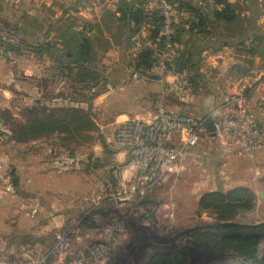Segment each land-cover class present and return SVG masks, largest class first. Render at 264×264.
I'll return each mask as SVG.
<instances>
[{
    "label": "crops",
    "instance_id": "1",
    "mask_svg": "<svg viewBox=\"0 0 264 264\" xmlns=\"http://www.w3.org/2000/svg\"><path fill=\"white\" fill-rule=\"evenodd\" d=\"M102 1L104 0H41V5L36 0L16 1L26 4L32 20L44 27L43 32L32 37L31 46L39 43L52 45L67 33L70 25H74L73 30L83 32L93 40L94 54L103 58L99 64V72L104 75L106 91L91 102V116L97 127L91 134L94 138L92 142L84 146L74 144L63 147L57 134H52L48 139L44 137L28 143H11L12 150L6 158L12 165V190L0 191V238L14 258L21 259L26 252L39 248H51L55 237L69 228L75 219L84 216L86 209L106 212L105 207L112 210L128 204L116 202L113 198L136 182L139 172L131 162L128 150L117 142L116 129L129 120L149 117L163 104H171V97L179 98L186 105L187 112L205 118L223 102L228 96L227 93L235 91L239 85L250 83L252 85L247 104L233 106L232 115L246 114L257 125L264 127V78L261 79L264 74L262 0H226L235 17L232 23H223L216 19L215 12L224 9V5H216V0H178V4H188L200 9L203 17V23L195 27L188 37L182 35L184 41L186 38L192 39L195 43L193 46L199 51L200 61L197 68L202 77L196 82V87H190L184 97L164 95L162 83L154 75L153 69L145 75L136 72L135 58L142 48L137 42L145 37L144 32L132 38L133 48L124 45L126 38L123 34L121 42H110L109 48L97 49L94 40L99 27L104 23L105 15L108 13L111 16L106 23V33L113 32L120 25L117 21L120 6L127 1L131 2L105 0L107 3L104 4ZM136 2L141 7L156 11V1L154 8L148 5L149 0ZM40 7L42 12L37 11ZM83 20L90 27L85 28ZM194 21L196 23L191 15L189 22ZM94 26L99 27L94 29ZM109 39L107 36L105 40ZM57 47L62 49L61 45ZM177 47L182 49L183 45ZM175 57L174 54L170 64ZM28 58L27 77L32 82L28 89V109L39 103H47L52 108L79 105L68 102L67 96L73 92L68 91L64 75L55 76L56 73L52 71L54 64L48 55L43 53L42 57H35L30 52ZM81 106L87 108L86 105ZM170 107V110L178 111L176 107ZM13 116L18 117L15 114ZM209 137L213 142L218 141L215 135ZM233 147L231 141L220 146V152L225 156V166L222 172L224 183L218 185V190L224 188L223 191L229 193L237 189H247L255 195V207L258 208V196L264 202V180L252 176L253 172L246 167L251 165L249 163L252 158L257 161L260 157L264 159V148L251 157L239 154L231 149ZM199 155L198 147L186 148L176 164L160 180L167 174L170 176L166 181L172 177L191 176L193 170L198 168ZM244 160L248 161V165H244ZM202 168L205 170L203 165ZM0 179V183L5 181ZM13 179L16 180L15 185ZM84 191H96L95 193H100L107 199L102 202L95 201L85 209L83 200L87 197L83 198ZM203 196L198 198L197 207ZM35 209L36 214L32 215ZM95 226V223L87 219L82 236L89 240L73 251L75 256L85 253L88 242L95 237Z\"/></svg>",
    "mask_w": 264,
    "mask_h": 264
},
{
    "label": "trees",
    "instance_id": "2",
    "mask_svg": "<svg viewBox=\"0 0 264 264\" xmlns=\"http://www.w3.org/2000/svg\"><path fill=\"white\" fill-rule=\"evenodd\" d=\"M170 2L176 7L187 10L190 16L195 18L196 23L195 21L191 23L188 20L175 26L173 42L176 45V57L169 66V74L187 77L190 87L195 88L196 82L202 78L197 68L200 61L199 51L193 46L195 43L192 39L187 40L186 38L184 41L182 35L188 37L195 27L197 28L203 23V17L197 7L183 3L178 4V0H170ZM218 4L224 5V9L215 12L216 19L223 23L234 22L235 17L231 5L226 0H216V5ZM83 21L85 28L90 27L86 20ZM117 21L122 24L121 30L125 35L126 42L132 43V38L141 35L142 32L145 33V37L140 38L142 39V48L135 58L134 67L139 74H147L154 69L156 53L160 49L161 16L157 11H150L139 4L132 5L127 1L120 6ZM97 27L99 26H94V29ZM185 28L188 30H183ZM73 29L74 25H70L67 33L52 45L39 43L37 46H26L27 42L24 41L20 43V46H26L25 49L31 50L30 52L34 53L35 57H42L43 53L48 55L55 64L52 67V71L56 73L55 76L64 75V78L67 79L68 91L73 92L72 95L67 96L68 102L79 105L77 107L67 105L64 108H52L47 103H39L31 109L26 108L23 111L24 116L21 122L10 123L13 135L10 140L12 142L28 143L44 137L48 139L52 134H57L63 147L74 144L84 146L94 140L91 134L97 130V127L93 116H91V102L106 91L103 82L105 79L104 75L99 72L101 61L94 54L93 40L85 33ZM121 37L117 39L116 43L121 42ZM58 45H61L62 49H59ZM178 45H183V48L179 49ZM0 46L6 54L9 51L21 53L22 50L19 46H7V48L1 43ZM81 105H86L87 108L85 109ZM0 116H7L10 122L15 119L12 112L8 110H1ZM1 120L2 118H0ZM146 199V197L138 198L136 202L137 204L146 203ZM255 205L256 197L247 189H237L229 193H224L219 189L216 192L207 193L200 199L198 208L201 214H213L216 221L177 233L170 238L169 242L186 237L194 248L214 256L222 257L231 253L253 264H262L259 259L258 246L262 240L264 241V222L253 225L237 222L241 213L251 212ZM143 240L146 238L141 241ZM114 250L120 252L121 248H113L112 251ZM142 264H189V255L177 247L167 244L155 248L143 259Z\"/></svg>",
    "mask_w": 264,
    "mask_h": 264
},
{
    "label": "rangeland",
    "instance_id": "3",
    "mask_svg": "<svg viewBox=\"0 0 264 264\" xmlns=\"http://www.w3.org/2000/svg\"><path fill=\"white\" fill-rule=\"evenodd\" d=\"M16 1L17 0H1L0 2V43L4 47L19 46L22 48L21 53L9 51L4 58H0V111L8 110L11 111L12 114L18 116L15 117L14 121L11 120V122L7 116H0V118H2L0 121V137L2 139L0 140V163L4 166L6 172L3 179L5 181L0 183V191L2 192L12 190V176L10 174L12 165L11 161L6 158V156H10V150H12L11 148L13 146L10 140V138L12 139L13 137L10 123H19L22 121L24 116L23 111L27 108L30 94L28 89H30L32 84L28 79L29 77H27L30 51H27L25 48H27L26 46L29 44L32 45V37L38 36L37 33L44 31L43 25L32 20L31 12H28L26 4L16 3ZM36 1L38 5H41V0ZM144 1L145 0H141V3ZM155 1L156 0H149L150 3L148 5L154 8ZM102 2L104 4L105 2L107 3L105 0ZM37 11L42 12V8L40 7ZM150 11L154 10L151 9ZM110 18L111 16L107 13L104 17V23L99 27L97 37L94 40L95 46L98 47L97 49L99 50L106 49L108 45L110 47V42L111 44L115 43L117 39L123 35V31L121 30L122 24L118 25V29H115L113 32L106 33L108 30L106 23L110 21ZM65 27L67 28V26ZM107 36L110 38L109 41L105 40ZM24 41L27 42H25L26 46H20V43ZM53 43H55V41ZM125 43L124 45L129 48L134 47V45L132 46L133 43ZM137 43L142 45V39ZM99 58L100 61L103 59L101 56H99ZM250 85L252 84H246L248 88ZM230 94L227 93V95ZM170 101L171 104L169 105L176 107L178 110L176 112H183L182 114L191 115L196 118L204 117L192 114V112H187L186 105H183L181 100L177 97H171ZM169 105L165 107L170 110L172 108ZM220 146L221 143L219 140L213 142L209 136H202L198 145L194 147L200 149L197 170H193L191 176L172 177L167 181L166 178L170 175H165L158 181L154 188L148 192V195L145 196L147 198L146 203L137 204V200H135L127 205H123L121 208L111 210L105 207L104 210H107L106 212H96L93 209L88 210L86 208L94 204L95 201L102 202V200L107 198L103 195L101 196L100 193H95L96 191H92L91 193L84 191L83 198L87 197V199L83 200V208L87 211L84 216L75 219L71 224L72 226L75 222L78 223L74 225L75 235L71 238L72 253L79 245L85 244V242L89 240L86 239L85 236H82L85 233V223L87 219L96 225L95 231H93L95 237L94 239L92 238L91 241H105L106 238L103 237L105 226L111 219H117L123 221L124 232L116 237L117 241L116 244L113 245V248H121V250L120 252L116 250L112 251L108 258L101 260L98 264H142L143 259L151 254L155 248L167 244L175 246L180 251L187 253L189 255V264H253L231 253L226 256L217 257L206 251L196 249L190 244V240L186 237H180L174 242H169L170 238L174 237L177 233L192 230L197 226L211 224L216 221V217L213 214L200 213L197 207V200L202 195L216 192L219 188L218 185H220V183L223 185L224 183L222 172L225 166V156L224 153L220 152V149H222ZM231 149L241 154L238 148L233 147ZM2 158H4L5 161L2 160ZM246 159H248V157H246ZM250 160L251 163L249 164L251 165L246 168H250V172H253L251 174L252 176H258L260 180H264V159L260 157L258 161L253 158ZM202 165L205 167V170H203ZM244 165H248L247 160H244ZM228 170L230 171V169ZM207 175H209V177H207ZM134 183L130 184V186ZM130 186L125 191H120V193L124 195L125 192L130 190ZM191 200L193 202H191ZM257 204H259V207H255L251 212L241 213L237 222L253 225L257 224V222L264 221V202L260 201L259 196ZM104 205L106 204H103V206ZM144 238H146V240L141 241ZM91 241L88 243L90 244ZM258 251L260 253V259L262 255H264L263 240L258 246Z\"/></svg>",
    "mask_w": 264,
    "mask_h": 264
},
{
    "label": "built area",
    "instance_id": "4",
    "mask_svg": "<svg viewBox=\"0 0 264 264\" xmlns=\"http://www.w3.org/2000/svg\"><path fill=\"white\" fill-rule=\"evenodd\" d=\"M263 4H264V0ZM156 11L162 18L159 47L156 53V64L153 73L162 83L164 95L174 94L184 97L190 90L187 77L171 76L169 66L175 54L176 45L173 42L175 26L188 21L190 13L184 8L174 6L170 0H156ZM6 52L0 46V58ZM264 78L263 77L261 79ZM251 86L239 85L223 102L218 105L207 118H196L181 114L160 106L149 117L129 120L119 126L116 131L117 142L128 150L131 162L138 169L136 183L122 195L120 192L113 198L116 202H133L145 197L160 178L171 170L186 148L198 145L202 136L213 135L208 125L213 121L216 127L215 136L221 144L238 148L245 156H254L264 148V127L257 125L246 114L232 115L233 106H245L248 102V92ZM264 101V97H262ZM6 175L4 166L0 163V178ZM36 214V209L32 215ZM75 222L72 226L59 233L51 248H39L26 252L17 259L11 256L3 239L0 238V264H98L112 253L116 237L124 232L121 220L111 219L105 226L104 241L89 244L84 254L76 255L71 251V238L75 235Z\"/></svg>",
    "mask_w": 264,
    "mask_h": 264
},
{
    "label": "water",
    "instance_id": "5",
    "mask_svg": "<svg viewBox=\"0 0 264 264\" xmlns=\"http://www.w3.org/2000/svg\"><path fill=\"white\" fill-rule=\"evenodd\" d=\"M136 1H137V0H131V4H132V5L136 4ZM208 130H209V132L213 133V135H215L216 127H215V124H214L213 121H210V122H209ZM0 180H1V179H0ZM13 184H14V185L16 184V180H15V179H13ZM260 260H261L262 264H264V255H262V257L260 258ZM66 262H67V264H71L72 259H71L70 257H68L67 260H66Z\"/></svg>",
    "mask_w": 264,
    "mask_h": 264
}]
</instances>
